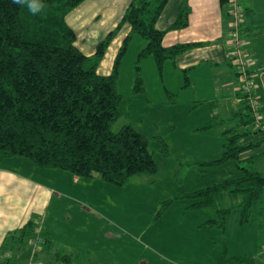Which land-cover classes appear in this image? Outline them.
I'll use <instances>...</instances> for the list:
<instances>
[{
	"label": "rangeland",
	"instance_id": "obj_1",
	"mask_svg": "<svg viewBox=\"0 0 264 264\" xmlns=\"http://www.w3.org/2000/svg\"><path fill=\"white\" fill-rule=\"evenodd\" d=\"M127 5L128 0H84L70 11L66 21L76 33L77 47L93 54L96 44L117 28ZM128 29L129 24L123 23L113 34L98 64L99 74L112 71ZM145 43L141 36L133 35L120 60L117 88L122 96V116L112 128L118 130L130 123L148 137L158 167L153 176L134 175L126 184L115 185L98 176L75 179L62 169L35 168L21 156L9 160L20 159L26 166L8 160L3 163L32 174L62 195L58 199L55 193L50 201L47 223L60 216L55 233L73 240L74 250L70 248L67 255L74 264H217L223 254L257 256L264 261L261 213L257 215L254 209L249 220L240 223V209L233 207L225 226L207 227L208 220L217 218V209L232 204L222 201L217 209L197 208L192 206L193 199L183 196L207 184L240 176L238 166L248 163L229 160L210 164L220 156L223 138L221 142L215 136L219 130L200 125L207 112L206 102L195 97L192 88L181 89L185 75L174 71L170 59L162 67L152 54L138 62ZM137 85L142 88L135 92ZM174 90L179 98L173 103L168 94L172 96ZM0 154L9 156L2 151ZM261 170L264 173V168ZM58 202H65L63 207L67 208L59 209ZM67 214L70 219H66ZM56 260L63 264L60 258Z\"/></svg>",
	"mask_w": 264,
	"mask_h": 264
},
{
	"label": "trees",
	"instance_id": "obj_2",
	"mask_svg": "<svg viewBox=\"0 0 264 264\" xmlns=\"http://www.w3.org/2000/svg\"><path fill=\"white\" fill-rule=\"evenodd\" d=\"M82 1L33 0L36 11L31 12L26 4L0 0V151L25 157L35 168L62 169L85 179L98 176L115 185L126 184L134 175L153 176L158 167L149 150L148 137L130 123L118 130L112 128L122 116L118 68L133 35L146 41L138 53V62L152 54L159 67L165 60L173 61L193 47L195 43L163 44L168 30L186 26L188 1L182 2L176 19L163 30L156 23L168 0H129L117 28L108 32L89 55L77 47L76 33L66 21L68 13ZM123 23H128L130 29L113 69L108 74H99L97 67L105 49ZM140 81L137 76V82ZM141 88L137 85L134 91ZM243 110L246 124L253 125L254 116L245 93ZM245 133L236 129L224 131V150L210 164L238 160L243 150L254 145L239 144ZM241 169L239 177L183 193L193 199L192 206L197 208L216 207L222 201L232 204L216 207L217 218L208 220L207 227L225 226L233 207L240 209V223L248 221L254 209L264 217V174L247 166ZM36 229L34 221L29 220L6 236L2 264H22L10 255L11 251L24 249L30 241L45 237L44 231ZM56 255L70 260L67 254ZM217 264H264V261L257 256L223 254Z\"/></svg>",
	"mask_w": 264,
	"mask_h": 264
},
{
	"label": "crops",
	"instance_id": "obj_3",
	"mask_svg": "<svg viewBox=\"0 0 264 264\" xmlns=\"http://www.w3.org/2000/svg\"><path fill=\"white\" fill-rule=\"evenodd\" d=\"M183 1L168 0L156 23L159 29H168L176 19ZM187 1L190 10L186 26L168 30L163 38L165 46L195 43L193 47L170 61L174 71L178 70V73L185 75V87L182 85L181 89L186 91L185 89L192 88L195 91L194 96L206 102L207 112L205 111L204 121L199 122L202 128L211 127L219 130L215 132V136L220 138L221 142L223 138L221 154L225 143L224 131L229 129L245 131V135L239 139V144L254 143V145L243 150L235 161H245L248 163L247 168L264 174L261 170L264 168V128L246 124V118L243 116L245 111L241 82L229 61L231 49L229 0ZM236 3L244 11L242 25L244 51L264 123V0H236ZM184 91L183 93H186ZM170 93L172 96L168 94V97H172L171 102H176L179 92L174 90ZM208 136L211 138L210 134ZM215 153L217 152L214 151ZM220 156L211 161L217 160ZM14 157L0 154V264L5 254L2 248L4 239L29 220L34 221L36 230L45 232V237H38L36 243L30 241L24 249L12 250L10 255L16 256L22 264H59L56 260L59 258L57 253L65 255L70 253V248L74 250L72 239L62 238L60 234L55 233V227L58 228L57 223L61 221L60 216H53V220L47 223L50 201L55 193L58 199H62V195L56 192L55 188L36 180L32 174L27 175L26 171L2 161L8 160L19 166L23 165L24 162L20 159L9 160L15 159ZM238 167L241 169L243 166ZM240 173H243V169ZM74 178L79 179L76 176ZM64 203L58 202L57 207L67 208V205L63 207ZM66 216L69 217L66 219L71 218L68 214ZM46 236L47 240H45ZM69 258L70 260L67 261L60 260H63V264H74L72 258L70 256Z\"/></svg>",
	"mask_w": 264,
	"mask_h": 264
},
{
	"label": "built area",
	"instance_id": "obj_4",
	"mask_svg": "<svg viewBox=\"0 0 264 264\" xmlns=\"http://www.w3.org/2000/svg\"><path fill=\"white\" fill-rule=\"evenodd\" d=\"M230 14V44L229 61L236 70L241 82V90L247 95L251 112L254 116V126L256 128H264L262 122V114L260 112V104L254 90V83L248 68V60L244 51L245 41L242 37V25L244 23V11L236 0H229ZM39 238L33 243H36Z\"/></svg>",
	"mask_w": 264,
	"mask_h": 264
},
{
	"label": "clouds",
	"instance_id": "obj_5",
	"mask_svg": "<svg viewBox=\"0 0 264 264\" xmlns=\"http://www.w3.org/2000/svg\"><path fill=\"white\" fill-rule=\"evenodd\" d=\"M14 3L21 4V5H25L26 4L31 12H35L36 11V5L33 2V0H14Z\"/></svg>",
	"mask_w": 264,
	"mask_h": 264
}]
</instances>
